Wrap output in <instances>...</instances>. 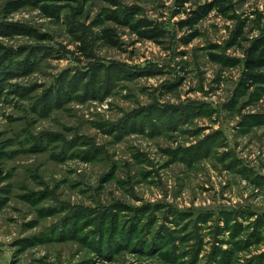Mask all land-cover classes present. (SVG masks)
Returning <instances> with one entry per match:
<instances>
[{
	"label": "rangeland",
	"instance_id": "rangeland-1",
	"mask_svg": "<svg viewBox=\"0 0 264 264\" xmlns=\"http://www.w3.org/2000/svg\"><path fill=\"white\" fill-rule=\"evenodd\" d=\"M212 2L0 0V264H264V0Z\"/></svg>",
	"mask_w": 264,
	"mask_h": 264
},
{
	"label": "trees",
	"instance_id": "trees-1",
	"mask_svg": "<svg viewBox=\"0 0 264 264\" xmlns=\"http://www.w3.org/2000/svg\"><path fill=\"white\" fill-rule=\"evenodd\" d=\"M181 3L184 2H191L192 0H178ZM223 0H214L210 6H214L215 4H220ZM205 13V10L201 12H197V15H194L191 17V21H195L199 18L201 14ZM113 19L117 22H120L116 16H113ZM133 29L136 28V26H132ZM140 34L141 32L138 31ZM146 37L149 38H156V37H161L163 35V32L161 30L157 29H152L149 30L147 33H144ZM101 38L105 43L109 46L116 47L118 45V41L113 35L112 31L110 28H104L102 30ZM85 46L83 45L81 47V50H84ZM264 66V48L260 47L259 45H253L248 52V57L247 61L245 63V71H244V77L243 80L241 81V85L244 87L248 88L253 84L252 81L255 79H260L261 74L256 73L255 70L258 68H262ZM252 80V81H251ZM153 248H156L154 246H151Z\"/></svg>",
	"mask_w": 264,
	"mask_h": 264
}]
</instances>
